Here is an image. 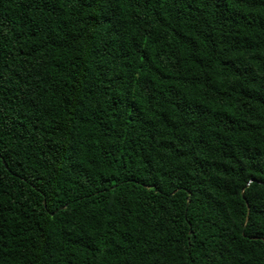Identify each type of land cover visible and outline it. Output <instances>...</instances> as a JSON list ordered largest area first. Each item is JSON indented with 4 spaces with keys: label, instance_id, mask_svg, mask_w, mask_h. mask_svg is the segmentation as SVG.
I'll use <instances>...</instances> for the list:
<instances>
[{
    "label": "trees",
    "instance_id": "16d2710c",
    "mask_svg": "<svg viewBox=\"0 0 264 264\" xmlns=\"http://www.w3.org/2000/svg\"><path fill=\"white\" fill-rule=\"evenodd\" d=\"M0 264H264V0H0Z\"/></svg>",
    "mask_w": 264,
    "mask_h": 264
}]
</instances>
